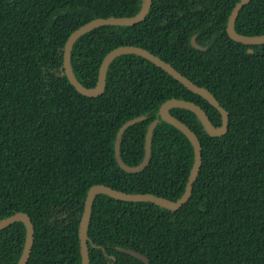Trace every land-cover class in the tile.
<instances>
[{"label": "trees", "instance_id": "obj_1", "mask_svg": "<svg viewBox=\"0 0 264 264\" xmlns=\"http://www.w3.org/2000/svg\"><path fill=\"white\" fill-rule=\"evenodd\" d=\"M144 1L0 0V222L29 216L35 239L27 264H82L80 225L94 186L182 198L195 150L162 119L167 101L199 105L222 126L217 108L140 55L110 63L99 97L71 85L64 70L69 38L95 20L135 17ZM240 1L153 0L142 22L101 26L74 44L72 70L87 89L96 88L111 51L134 46L205 89L229 114L228 131L211 136L195 112L170 110L202 146L189 201L174 211L97 195L87 233L90 264H264V43L245 45L228 35ZM235 31L264 36V0L242 8ZM128 121L135 122L122 137L121 157L129 166L143 161L154 125L150 161L138 173L116 160V138ZM26 238L23 222L1 230L0 264H18Z\"/></svg>", "mask_w": 264, "mask_h": 264}, {"label": "water", "instance_id": "obj_2", "mask_svg": "<svg viewBox=\"0 0 264 264\" xmlns=\"http://www.w3.org/2000/svg\"><path fill=\"white\" fill-rule=\"evenodd\" d=\"M251 2V0H241L233 9L231 16L228 20L227 25V32L230 38L236 42L245 44V45H256L264 43V36H256V37H247L243 35H239L235 31V23L237 20V17L239 15V12L242 10V8L246 5H248ZM153 3V0H145L143 8L141 12L132 18H106V19H99L95 20L79 30H77L67 41L66 47H65V54H64V70L68 77V80L70 81L71 85L81 94L87 97H99L101 96L105 91V84H106V74L108 67L110 63L117 57L125 55V54H136L140 55L142 57L147 58L151 62L155 63L157 66L164 69L166 72L171 74L175 79H177L179 82L183 83L187 87H189L194 92L201 95L203 98H205L211 105H213L215 108L219 110V112L222 114L223 123L220 127H215L212 122L210 121L209 117L207 116L206 112L200 107L199 105H196L192 102L182 101V100H169L165 104H163L161 108L160 115L163 120L167 121L168 123L172 124L179 130H181L192 142V145L195 150V162L193 169L191 171V174L189 176L186 191L182 198H180L177 201H170L165 198H161L155 195L150 194H126L122 193L116 190H113L107 186L98 185L91 188L87 201L85 204V210L82 217L81 225H80V240H81V247H82V264H90L89 260V248H88V225L91 217L93 202L97 195L99 194H107L115 199L121 200V201H128V202H152L154 204H158L164 208L170 209V210H179L184 204H186L193 192L194 184L198 178L200 167L202 164V146L199 138L197 135L184 123L177 120L171 113L170 110L172 108L181 107L185 108L187 110H190L192 112H195L200 119L202 120L206 130L211 136H222L228 131L229 127V114L228 112L221 107L219 102L214 98L209 92H207L205 89L195 85L190 80L186 79L184 76H182L179 72H177L173 67L162 61L161 59L157 58L155 55L151 54L147 50L139 47L134 46H126V47H120L113 51H111L103 60V63L100 68L99 72V79L96 88L94 89H87L84 86H82L78 80L76 79L72 66H71V53L74 44L76 41L84 34L94 30L95 28L105 26V25H115V26H133L140 22H142L146 16L148 15L151 5ZM192 45L200 50H203L204 48L197 44L196 37L192 38ZM250 52H253L250 50ZM135 121H128L126 122L120 129L115 143V154H116V160L120 167L128 172V173H138L145 169V167L149 164L150 157H151V148H152V136H153V127L152 125L147 133L146 136V142H145V156L143 161L138 166H129L125 164L121 157V141L122 137L125 133V131L134 124ZM16 222H23L26 226L27 230V238L24 246V250L21 256V259L18 264H27L28 259L30 257L34 239H35V230L34 226L29 218L28 215L19 213L15 214L3 221L0 222V231L4 230L8 226H10L13 223ZM122 251L140 259L144 262L148 263V259L141 253H138L133 250H127L122 249Z\"/></svg>", "mask_w": 264, "mask_h": 264}, {"label": "clouds", "instance_id": "obj_3", "mask_svg": "<svg viewBox=\"0 0 264 264\" xmlns=\"http://www.w3.org/2000/svg\"><path fill=\"white\" fill-rule=\"evenodd\" d=\"M197 42V41H196Z\"/></svg>", "mask_w": 264, "mask_h": 264}]
</instances>
